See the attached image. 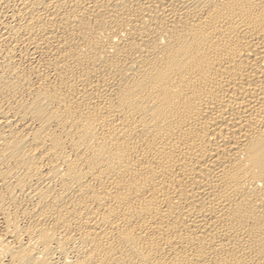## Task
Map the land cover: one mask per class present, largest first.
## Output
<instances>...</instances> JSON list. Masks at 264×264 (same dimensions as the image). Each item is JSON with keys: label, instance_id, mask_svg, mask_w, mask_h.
Instances as JSON below:
<instances>
[{"label": "bare ground", "instance_id": "1", "mask_svg": "<svg viewBox=\"0 0 264 264\" xmlns=\"http://www.w3.org/2000/svg\"><path fill=\"white\" fill-rule=\"evenodd\" d=\"M0 264H264V0H0Z\"/></svg>", "mask_w": 264, "mask_h": 264}]
</instances>
